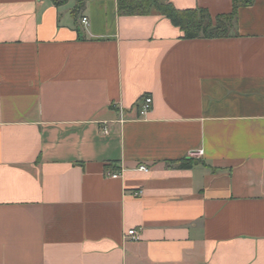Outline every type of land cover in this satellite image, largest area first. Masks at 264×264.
Returning a JSON list of instances; mask_svg holds the SVG:
<instances>
[{
  "label": "crops",
  "instance_id": "crops-1",
  "mask_svg": "<svg viewBox=\"0 0 264 264\" xmlns=\"http://www.w3.org/2000/svg\"><path fill=\"white\" fill-rule=\"evenodd\" d=\"M83 2L0 0V264H264V0L217 39Z\"/></svg>",
  "mask_w": 264,
  "mask_h": 264
},
{
  "label": "trees",
  "instance_id": "trees-1",
  "mask_svg": "<svg viewBox=\"0 0 264 264\" xmlns=\"http://www.w3.org/2000/svg\"><path fill=\"white\" fill-rule=\"evenodd\" d=\"M67 0H52L60 6ZM254 0H232V10L228 14L211 17L206 9L177 10L168 0H116L119 16H147L152 12L167 18L179 28L185 39H217L231 37L236 32L238 10L252 5ZM83 0H76L72 10L73 18L83 7ZM179 168L192 166L190 159L175 162Z\"/></svg>",
  "mask_w": 264,
  "mask_h": 264
},
{
  "label": "built area",
  "instance_id": "built-area-1",
  "mask_svg": "<svg viewBox=\"0 0 264 264\" xmlns=\"http://www.w3.org/2000/svg\"><path fill=\"white\" fill-rule=\"evenodd\" d=\"M81 24L83 26H87L88 25V19L87 17H83L81 19ZM152 107H153V99L150 95H147L145 96L142 101H141V104L140 106L138 107L137 109V114H138V117L139 118H143V117H146L152 110ZM202 154V151H199L198 155H201ZM138 171H141L143 173H146L148 172V168L145 166V165H140L138 167ZM119 174H110L109 177L110 178H113V179H116L118 178ZM140 195V192H136L134 193V196H138ZM127 236L130 237L131 239H137V233L135 230H130L127 232Z\"/></svg>",
  "mask_w": 264,
  "mask_h": 264
}]
</instances>
